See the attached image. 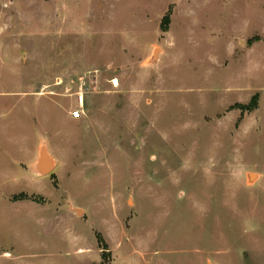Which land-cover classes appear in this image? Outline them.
<instances>
[{"label":"rangeland","instance_id":"obj_1","mask_svg":"<svg viewBox=\"0 0 264 264\" xmlns=\"http://www.w3.org/2000/svg\"><path fill=\"white\" fill-rule=\"evenodd\" d=\"M0 264H264V0H0Z\"/></svg>","mask_w":264,"mask_h":264},{"label":"bare ground","instance_id":"obj_2","mask_svg":"<svg viewBox=\"0 0 264 264\" xmlns=\"http://www.w3.org/2000/svg\"><path fill=\"white\" fill-rule=\"evenodd\" d=\"M40 166H42L43 168H49L51 166V161H50V159L48 158L47 155H44L41 158ZM250 176H251V178L254 177L253 174H251Z\"/></svg>","mask_w":264,"mask_h":264},{"label":"built area","instance_id":"obj_3","mask_svg":"<svg viewBox=\"0 0 264 264\" xmlns=\"http://www.w3.org/2000/svg\"><path fill=\"white\" fill-rule=\"evenodd\" d=\"M84 104H83V101L80 100L79 104H78V108L74 109L71 114H72V117L74 118H77L81 115L82 113V108H83Z\"/></svg>","mask_w":264,"mask_h":264},{"label":"water","instance_id":"obj_4","mask_svg":"<svg viewBox=\"0 0 264 264\" xmlns=\"http://www.w3.org/2000/svg\"><path fill=\"white\" fill-rule=\"evenodd\" d=\"M44 155H46V153H45V151L43 150L41 158H42ZM40 162H41V159H40ZM40 162H39V164H38V167H39L40 171H42L43 173H46V172L48 171L49 168H43L42 166H40ZM250 177H251V176H250Z\"/></svg>","mask_w":264,"mask_h":264}]
</instances>
